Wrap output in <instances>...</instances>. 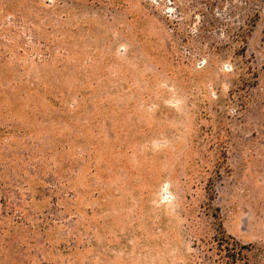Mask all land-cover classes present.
<instances>
[{"label":"rangeland","instance_id":"rangeland-1","mask_svg":"<svg viewBox=\"0 0 264 264\" xmlns=\"http://www.w3.org/2000/svg\"><path fill=\"white\" fill-rule=\"evenodd\" d=\"M0 264H264V0H0Z\"/></svg>","mask_w":264,"mask_h":264}]
</instances>
